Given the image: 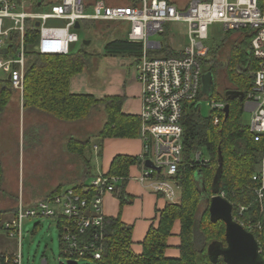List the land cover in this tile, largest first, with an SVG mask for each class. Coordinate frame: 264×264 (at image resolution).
I'll use <instances>...</instances> for the list:
<instances>
[{
  "label": "built area",
  "instance_id": "obj_1",
  "mask_svg": "<svg viewBox=\"0 0 264 264\" xmlns=\"http://www.w3.org/2000/svg\"><path fill=\"white\" fill-rule=\"evenodd\" d=\"M36 0H0V80H8L12 87L24 94L27 66L26 32L28 21L40 23L39 37L34 48L43 55L68 54L79 41L76 22L84 19L122 21L129 24L126 39L142 44L137 57V79L142 87L143 109L140 115V134L143 150L137 157L141 167L139 181L148 183L156 191L174 198L179 187L176 175L183 161V113L187 105L199 107L198 96L203 88V60L210 47L209 27L222 25L225 32L245 31L252 36V55L258 67L252 87L244 95V109L252 112L249 125L256 141L264 135V0H192L181 7L168 0H141L137 5H114L106 0H61L48 11H36ZM50 20H62V25H48ZM182 22L187 27V41L182 56L156 55L164 43L153 40L163 34L168 23ZM19 33V47L9 52L11 37ZM9 52V53H8ZM214 123L225 114V102L213 100ZM98 149V146H95ZM150 160L154 167H148ZM195 161L205 164L202 152ZM253 174L256 198L264 207V154ZM160 167V170H158ZM121 176L99 173L84 185L75 186L36 202L21 199L16 216L4 223L11 237L19 238L20 251L14 264H22L21 240L23 223L29 218H53L61 230V243L69 260L89 258L95 263L102 258L105 242L103 197L114 192ZM5 262L11 261L5 256ZM47 264V263H44Z\"/></svg>",
  "mask_w": 264,
  "mask_h": 264
},
{
  "label": "trees",
  "instance_id": "obj_2",
  "mask_svg": "<svg viewBox=\"0 0 264 264\" xmlns=\"http://www.w3.org/2000/svg\"><path fill=\"white\" fill-rule=\"evenodd\" d=\"M89 2L93 0H88ZM96 1V0H94ZM141 0H126L125 3H111L114 5H137ZM169 1V0H168ZM37 5L39 1L37 0ZM172 2V1H169ZM88 27L95 25V19H84ZM81 21V22H82ZM110 24L115 21L104 20ZM122 22V21H121ZM118 24V23H117ZM33 22H29L26 32L27 66L24 80L23 107H32L39 112L46 113L65 122L82 123L91 115L93 109L105 112L106 119L98 132L100 141L112 137L139 136L141 118L135 115H125L121 111L124 96H106L95 99L92 95L71 94L70 79L87 68L90 54L82 50L78 53L43 55L35 48L39 37V29ZM129 29V28H128ZM126 32L109 33L110 40L105 44L104 53L108 56L142 55V44L132 43L126 39ZM245 31H228V34L239 33L240 37L234 41H225L228 48V59L225 64L227 80L236 90L247 94L254 81V72L258 64L252 55V36ZM114 35V36H113ZM19 33L14 32L9 46V52H15L19 47ZM224 45V43H223ZM8 52V53H9ZM156 55L182 56L183 53L165 45ZM209 60L204 59L203 64ZM211 66V73L216 75L220 64L215 59ZM214 89L208 97L218 93L216 78ZM14 88L8 80H0V119L9 104ZM204 94L201 90L198 99ZM221 101L230 104V113L226 117L221 113L219 124L214 123L215 111L210 116H204L195 103L187 105L184 110L182 125L184 128L183 161L176 178L179 184L180 200L169 201L163 210L159 211L158 224L147 232L143 244V251L133 250V226L125 224L120 216L106 217L105 242L102 258L95 264H228L223 257L215 262L210 253L213 243L227 245L225 238L226 225L219 220L213 222L209 212V202L215 195L223 194L234 206L233 215L237 214L240 205L249 206L246 217L255 221L261 219V205L256 198L255 188L258 186L253 180L255 168L264 154V135L256 141L249 126L244 124V98L233 97L218 93ZM84 132V126L81 125ZM84 137V134L82 135ZM92 146L90 138L82 140L71 139L68 147L85 162L88 173L91 172V156L85 154L86 148ZM205 150L209 160L203 164L195 161V154ZM100 154V151H99ZM220 156L223 166L220 169ZM138 163L136 157L117 155L106 175H116L128 178L130 166ZM4 179L2 160L0 157V189ZM84 183L76 185L81 191ZM62 189L57 188L47 194L53 195ZM123 196V189L121 190ZM206 198V201L204 200ZM123 203L127 202L125 197ZM206 205L198 217L200 207ZM199 219H198V218ZM180 222V254L177 257L167 255L169 238L173 235L176 222ZM262 236L259 239L261 256L264 260V221L262 222ZM204 236L203 246H199L196 231ZM6 263L0 256L1 264H14L13 256ZM77 264V261L76 263Z\"/></svg>",
  "mask_w": 264,
  "mask_h": 264
},
{
  "label": "rangeland",
  "instance_id": "obj_3",
  "mask_svg": "<svg viewBox=\"0 0 264 264\" xmlns=\"http://www.w3.org/2000/svg\"><path fill=\"white\" fill-rule=\"evenodd\" d=\"M108 1L111 3L126 2V0ZM169 1L177 2L180 5H186L192 0ZM43 9L45 11L49 10L46 6H44ZM94 23L95 25L92 24L87 27L84 21L81 22V27L75 29L79 35V41L73 44L71 48L72 53H78L84 50L90 54L86 68L89 70L103 67L100 58H102L101 53L104 50L105 44L111 38L109 33L118 34V32H126L129 28L127 22L121 21H115L116 27L114 22L110 24L104 20L95 21ZM62 24H64L62 20H50L48 22V25ZM186 30L187 27L182 22L168 23L166 25V31L163 34H155L152 35L151 38L163 42L164 46L170 45L172 47H180L187 41ZM239 37V33L228 34L225 32L222 25L219 23H214L209 27V39L206 41L210 47V52L207 57L209 61L203 64L202 73L203 76L207 73L210 74L212 71L211 66L213 65L212 61L215 59L218 61L217 63L221 66H219L217 74H213L212 76L216 78L217 92L221 93V95L227 88L232 87L227 80L225 69L229 51L228 48L225 47V41H234ZM86 40H89L90 43L85 44L84 42ZM218 93H216L214 97L209 98L206 94H203L199 98V109L204 116L211 115V102L216 99L218 100ZM23 103V95L21 92L14 89L9 104L5 108L0 119V157L4 171V179L0 189V255L2 253L18 254L20 251L19 238L11 237L4 229L3 223L6 220L15 218L16 211H14V209L21 199H23L25 203H28L26 197L32 201L35 200V202L46 198V195L54 187L51 184L54 179H59L58 184L62 186V189L73 186L71 182H66L65 177H59L57 175L58 170H60L59 165L62 164L63 160L67 159V155H60L59 152H57V155H54V148L52 146H56V144L49 145L51 146V155H48V153L45 152L46 147L43 141H49L52 138L56 140L60 136L70 137L74 135L75 129L72 131L64 127V131L60 130L63 128V125L57 122L58 120L56 118L46 120L48 118L43 116L42 119L37 122L28 120V112L31 109H36L32 107L24 108ZM95 111H97V109H93L91 115L83 122L84 132L81 128L80 134L78 132L79 127L76 129V134L78 133L77 138L81 140L82 138H90L92 145L100 141L98 132L106 119L104 111L97 113H95ZM5 113L11 116V118L5 119L8 121L6 124L3 123V116ZM17 114H19V116ZM251 118L252 112L244 110V115L242 117L244 124L249 126ZM83 134L84 137L82 136ZM201 152L202 156L209 160L206 151L203 150ZM72 157L76 158V156ZM257 169L258 166H256L255 171ZM204 200L206 201V198ZM205 205L206 202L200 207L198 217L202 213ZM248 210L249 206L240 205L234 218L247 230L253 232L259 241L258 237L260 238L262 236L264 207H261V219L257 221L246 217V212ZM196 239L198 245L203 246L204 236L199 230L196 231ZM62 247L61 230L53 218H29L24 221L21 240V252L23 254L22 264H43L45 259L47 260V264H68L69 257L64 254ZM76 261L77 264H95L94 261L89 258H78Z\"/></svg>",
  "mask_w": 264,
  "mask_h": 264
},
{
  "label": "crops",
  "instance_id": "obj_4",
  "mask_svg": "<svg viewBox=\"0 0 264 264\" xmlns=\"http://www.w3.org/2000/svg\"><path fill=\"white\" fill-rule=\"evenodd\" d=\"M22 1L24 0H19L17 2L21 3ZM38 1V5L36 2L33 8L36 11L44 10V6L50 9L52 5L59 3L61 0ZM189 3L186 5H180L176 2V4L181 7H186ZM185 44L180 47H171L174 50L183 53ZM101 55L102 58L100 59L103 64L102 68H96L94 70L85 69L83 72L76 74L70 79L69 90L71 94L92 95L95 99L99 100L106 96H124V102L121 107L122 113L125 115H135L140 117L143 109V101L142 87L137 79V57L108 56L105 55L104 50ZM202 90L204 94H206L204 86ZM206 95L208 96V94ZM17 115L19 116V114ZM43 116L48 118L46 120H52L54 118L48 114L32 109L27 114L28 120L35 122L40 121ZM9 118H11V116L5 113L3 116V123L6 124L8 121L5 119ZM57 122L63 125L62 129L58 127L60 130L64 131V127H66L72 131L75 129V133L73 132L74 135L70 137L60 136L56 140L52 138L49 141H43L46 147L45 152L48 153V155H51V146L49 145L56 144V146H52L54 148V155H57V152H59L60 155H67V159L63 160L62 164L59 165L60 170H58L57 175L59 177H65L66 182H71L73 186L83 183L87 184L99 173H107L117 155H128L136 157L137 159L143 150V140L140 133L139 136L135 137H109L102 142H95L90 148L87 147L85 150V154L91 156L92 159L91 172L88 173L87 166L83 159L68 147L69 140H81L80 138H77L78 133L76 134V129L79 127L78 132L81 134L82 123L61 122L60 120ZM95 146H98L97 150L95 149ZM72 156H76V158ZM140 174V164L135 163L131 165L129 175L127 176L128 178L126 179L125 177H122L124 179L116 185V190L105 194L103 197L104 213L106 217L120 216L125 224L133 226L132 247L136 253H141L143 251L142 242L149 229L152 226H157L159 211L163 210L169 201L178 202L180 200L179 187L176 188L174 198L169 199L166 193L154 190L148 185V183H141L139 181ZM58 181L59 179L52 180L51 184L54 187L49 192L57 188L62 189V186L58 184ZM122 189L123 196L120 195ZM122 197H125L127 202L123 203ZM26 199L28 200V203L35 202V200L32 201L27 197ZM16 208L17 206H15L14 211H16ZM179 232L180 222L177 221L173 229V235L169 238L170 246L167 249L168 256L177 257L180 254L179 244L181 241ZM2 255L3 257H14L16 254L2 253L0 256Z\"/></svg>",
  "mask_w": 264,
  "mask_h": 264
},
{
  "label": "water",
  "instance_id": "obj_5",
  "mask_svg": "<svg viewBox=\"0 0 264 264\" xmlns=\"http://www.w3.org/2000/svg\"><path fill=\"white\" fill-rule=\"evenodd\" d=\"M38 27L39 22L36 24ZM81 27L80 22H76L75 28ZM85 44H89L90 41L86 40ZM213 74H205L203 76V86L206 94H210L214 89V77ZM227 94L233 97H239L241 100L244 98V94L240 91L229 90ZM225 116L230 113V104L226 103ZM146 165L148 167H154L153 163L148 160ZM223 166V158L220 156V169ZM160 170V167H158ZM215 195H213L209 202V212L211 220L217 222L223 221L226 225L225 238L227 245L224 246L221 243H213L210 246V253L213 256L215 262L223 257L228 264H264V260L261 256L260 243L255 237L254 233L247 230L240 222H238L233 215V204L225 198L223 195L218 194V189H214ZM47 263L45 259L43 264ZM75 260H68V264H75Z\"/></svg>",
  "mask_w": 264,
  "mask_h": 264
},
{
  "label": "bare ground",
  "instance_id": "obj_6",
  "mask_svg": "<svg viewBox=\"0 0 264 264\" xmlns=\"http://www.w3.org/2000/svg\"><path fill=\"white\" fill-rule=\"evenodd\" d=\"M29 22H33V21H32V20H29L28 23H29ZM80 24H81V22H80ZM75 29H76V28H75Z\"/></svg>",
  "mask_w": 264,
  "mask_h": 264
},
{
  "label": "flooded vegetation",
  "instance_id": "obj_7",
  "mask_svg": "<svg viewBox=\"0 0 264 264\" xmlns=\"http://www.w3.org/2000/svg\"><path fill=\"white\" fill-rule=\"evenodd\" d=\"M226 91H229L228 89Z\"/></svg>",
  "mask_w": 264,
  "mask_h": 264
}]
</instances>
